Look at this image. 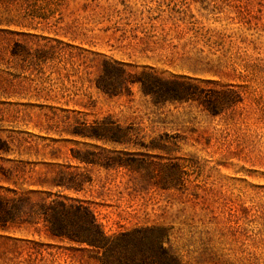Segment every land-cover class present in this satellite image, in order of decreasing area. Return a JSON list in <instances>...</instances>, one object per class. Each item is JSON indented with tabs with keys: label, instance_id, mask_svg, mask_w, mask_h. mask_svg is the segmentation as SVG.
Returning a JSON list of instances; mask_svg holds the SVG:
<instances>
[{
	"label": "rangeland",
	"instance_id": "1",
	"mask_svg": "<svg viewBox=\"0 0 264 264\" xmlns=\"http://www.w3.org/2000/svg\"><path fill=\"white\" fill-rule=\"evenodd\" d=\"M10 12L33 60L10 62L0 24V195L80 200L116 248L0 227V264H159L160 246L264 264V0H0ZM107 61L126 71L117 94ZM147 71L191 98L154 102Z\"/></svg>",
	"mask_w": 264,
	"mask_h": 264
},
{
	"label": "trees",
	"instance_id": "2",
	"mask_svg": "<svg viewBox=\"0 0 264 264\" xmlns=\"http://www.w3.org/2000/svg\"><path fill=\"white\" fill-rule=\"evenodd\" d=\"M12 15V12H10L0 19V24L6 26L3 31L7 35L10 62L19 64L31 61L33 57L30 50L19 39L15 38L21 37L23 32L10 28L12 25H22L21 20ZM125 73L122 63L107 61L104 66L100 88L107 93L117 94L121 90L124 79L122 75ZM14 76L16 77L17 75ZM127 76L130 77V74H127ZM136 80L141 85V90L159 104L174 100H189L192 96H190V91L180 81H169L155 75L153 72L147 71L142 78ZM214 107L213 105L211 108ZM100 136L104 139L112 136L115 141L120 142L123 136L125 138V132L119 127L116 130L106 127ZM58 182V184L66 186L68 189L75 188L77 191L83 189V183L80 182L74 186L69 185L62 179L58 180ZM34 195L37 196L34 197ZM0 227L3 230L8 228H16L18 230L34 229L37 233L44 229L45 233L52 239L67 240L81 246L104 250L109 254L113 253L116 248V242L106 235L89 206L80 200H74L67 196L62 197L51 191H39L36 194L21 195L14 192L12 197L0 195ZM148 241L150 242V240ZM26 244H33L36 247L38 243L27 241ZM159 250L165 258L164 262L161 261L159 264H181L163 246H160ZM36 252L40 253L39 250ZM3 254H1V258H3ZM152 260L156 259L153 258ZM129 264L141 263L134 259Z\"/></svg>",
	"mask_w": 264,
	"mask_h": 264
}]
</instances>
